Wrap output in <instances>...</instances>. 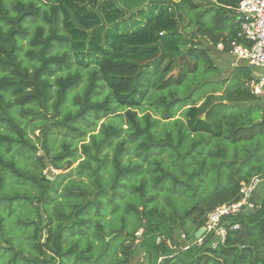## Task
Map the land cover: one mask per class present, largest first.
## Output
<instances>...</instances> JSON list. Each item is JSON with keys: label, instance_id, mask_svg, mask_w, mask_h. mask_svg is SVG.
I'll return each mask as SVG.
<instances>
[{"label": "trees", "instance_id": "16d2710c", "mask_svg": "<svg viewBox=\"0 0 264 264\" xmlns=\"http://www.w3.org/2000/svg\"><path fill=\"white\" fill-rule=\"evenodd\" d=\"M239 2L0 0V258L131 264L138 248L147 264H264V187L223 244L184 249L264 175L253 72L238 63L220 79L211 53L229 54ZM48 166L66 173L50 180ZM169 195L166 209L157 199Z\"/></svg>", "mask_w": 264, "mask_h": 264}, {"label": "built area", "instance_id": "2783aa9c", "mask_svg": "<svg viewBox=\"0 0 264 264\" xmlns=\"http://www.w3.org/2000/svg\"><path fill=\"white\" fill-rule=\"evenodd\" d=\"M236 15L239 29L229 54L237 64L243 63L251 69L252 79L247 85L255 95L264 99V0H240ZM217 49L221 50V45H217ZM262 187L264 175L242 183L238 199L210 211L202 227L204 232L199 238L194 237L187 242L184 249L193 244L201 246L204 240L212 249L223 244L228 230H235L239 226L237 223L231 224L229 219L253 212L257 208L254 196ZM180 238L185 239L184 235H180ZM161 239L157 237L156 242Z\"/></svg>", "mask_w": 264, "mask_h": 264}, {"label": "rangeland", "instance_id": "374dc122", "mask_svg": "<svg viewBox=\"0 0 264 264\" xmlns=\"http://www.w3.org/2000/svg\"><path fill=\"white\" fill-rule=\"evenodd\" d=\"M176 1H178V0H176ZM145 7V6H144ZM144 7L142 8V9H144ZM25 43V42H24ZM211 53H212V59H213V63H214V65L219 69V71H220V79H225L227 76H228V74H229V72H230V70H231V67H235L236 65H237V62L236 61H231V59H232V57L229 55V54H220V53H218V52H215L214 50H212L211 51ZM192 77H190L189 79H191ZM205 89V86H203L202 88H200V90H204ZM207 92H205V94H203V95H200V96H198L197 98H196V104L197 105H199L203 100H204V97L207 95V94H209L210 93V91L211 90H209V89H207L206 90ZM201 91H197V93H200ZM180 115H181V111L179 110L177 113H176V116H175V118H179L180 120H183L182 119V117H180ZM88 128H86L84 131H85V137H83V138H81L80 140H82V139H84L85 140V142L84 143H88L89 142V134H88V130H87ZM97 129H98V127H97ZM96 129V130H97ZM39 135H40V133L38 132V131H36L35 133H34V135H29L30 136V138H31V140L33 141V142H35V145H36V147H37V149H38V154L39 155H43L44 154V151H43V149H42V146H41V143H40V141H38V140H36L35 139V137H39ZM40 138V137H39ZM62 139V134H58V138L56 139L57 141H56V143H55V149L58 147V144L60 143V140ZM72 145L73 146H75L76 147V149H77V155L78 154H80L81 153V150H80V147H81V142H79L78 141V139H76V138H73L72 139ZM81 160H79V161H77V162H75V163H73V165H72V168H75L76 166H77V164L80 162V161H82L83 160V156L81 155ZM46 162H48V160H46ZM64 162H62L61 164H63ZM61 173H66V171L65 172H63V171H56V170H54L52 167H47L46 168V170L43 172V174H46L47 175V177H48V179H50V180H53L55 177H57L58 175H60ZM66 183V179H64V180H62L60 183H59V185H60V188H61V186L63 185V184H65ZM60 191V190H59ZM170 196V198H168V199H166L164 196L162 197H159L157 200H158V203H159V205H161V206H164L166 209H168V208H170V206L172 207V206H175V203H177L178 202V199L176 198V196H173V195H169ZM189 204L190 203H188V202H185V201H181L180 200V205H181V209H184V208H187L188 206H189ZM141 234H142V230H139L137 233H135V238H136V240H135V242H134V244L135 245H137L139 242H140V239H141ZM113 237V235L111 236V237H109V238H106V241H109V239H111ZM175 237H176V241L179 243V244H182V240L183 239H181L180 238V236H178V232H176L175 233ZM22 242H23V240H22ZM71 242H72V244H77L78 242H79V238H78V236H74V237H72L71 238ZM124 242V241H123ZM127 242L128 241H125L124 242V244H127ZM16 244L18 245V246H20V241L18 240V239H16ZM23 246H24V248H25V242H24V244H23ZM189 246H191V245H189ZM26 248H27V250H28V246H26ZM112 252V251H111ZM23 255H28V252L27 251H25L24 253H23ZM111 256H112V253H111ZM10 257V255L8 254V256H6L5 258L4 257H1L0 258V264H7V262H8V258ZM74 255H73V258L71 259H68L67 261H70L69 263H74ZM32 259H34V258H32ZM99 262V261H98ZM130 262H131V264H147V258L146 257H144V256H141V254L139 253V249L137 248V249H135V251H134V254L132 255V257H131V260H130ZM72 263V264H73ZM18 264H25V263H22V262H20L19 261V263ZM99 264H102V263H99Z\"/></svg>", "mask_w": 264, "mask_h": 264}, {"label": "water", "instance_id": "95a60500", "mask_svg": "<svg viewBox=\"0 0 264 264\" xmlns=\"http://www.w3.org/2000/svg\"><path fill=\"white\" fill-rule=\"evenodd\" d=\"M202 119H204V117H202ZM204 232L203 228H200L194 235L195 238H199L200 235Z\"/></svg>", "mask_w": 264, "mask_h": 264}]
</instances>
